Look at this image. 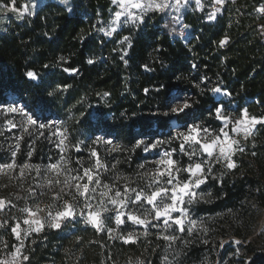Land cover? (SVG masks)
<instances>
[{
  "label": "trees",
  "instance_id": "trees-1",
  "mask_svg": "<svg viewBox=\"0 0 264 264\" xmlns=\"http://www.w3.org/2000/svg\"><path fill=\"white\" fill-rule=\"evenodd\" d=\"M263 3L228 0L214 20L206 11L186 12L181 21L152 11L112 37L102 32L116 11L112 0H44L31 15L0 13V113L20 104L37 119L28 125L20 113L0 116V164L30 165L23 176L20 167L10 170L11 181L55 163L61 132L75 176L95 165V151L108 166L99 169L101 184L139 190L150 181L143 173L154 169L145 146L157 140L165 141L161 148H177L173 138L193 123L218 131L221 106L236 116L246 108L264 118ZM30 71L37 79L27 76ZM216 87L220 99L211 91ZM180 97L192 107L173 114L170 106ZM9 120L13 129L5 126ZM240 147L243 152L233 156L238 166L229 171L215 164L212 174L219 179L197 190L211 195L184 205L198 222L191 232L187 220L184 232L174 224L167 231L150 228L125 243L120 232L110 238L84 219H69L59 229L45 226L29 235L22 249L29 259L21 264H264V243L251 238L264 210V124ZM7 179L0 175V192ZM30 189L11 198L16 208ZM14 224L1 228L8 251L17 243ZM105 224L115 228L113 221Z\"/></svg>",
  "mask_w": 264,
  "mask_h": 264
},
{
  "label": "snow or ice",
  "instance_id": "snow-or-ice-1",
  "mask_svg": "<svg viewBox=\"0 0 264 264\" xmlns=\"http://www.w3.org/2000/svg\"><path fill=\"white\" fill-rule=\"evenodd\" d=\"M114 3H120L122 7L130 6L131 8L137 9H145V8H153L163 11L167 4H153L151 0L147 5L144 3V0H113ZM187 2V0H185ZM225 0H216L217 4L224 3ZM176 3L179 4L180 0H176ZM199 4V0H197ZM24 11H27L28 6L25 5ZM35 7V5H33ZM0 11H12L18 12L19 10L15 7V0H11L10 4H0ZM261 12H264V8L260 9ZM29 15L32 13L29 12ZM22 15V13H21ZM117 20L124 15L122 12L115 13ZM133 19H139L143 22V17H137L135 14H131ZM214 17V14H213ZM114 31V29H113ZM111 32H108V35H111ZM128 38L125 37V40ZM227 41H222L223 45ZM93 61H89L92 63ZM75 71V70H73ZM27 76L32 79H37V74L34 72H28ZM211 91L214 93H221V88L216 87ZM53 93H49L52 95ZM226 95H231V93H224ZM176 107L170 106V111L173 114H179L185 112L186 109H190L192 104L188 102V100H183L182 102L177 100ZM7 113H17L19 112L21 115L26 117V121L28 125H36L37 119H34L32 115L28 114L23 107L18 106H9L6 108ZM167 114V113H166ZM216 115L219 119L223 120L227 123L235 124L234 128L229 129L228 131L225 128H220L217 132L213 133L212 130L208 128H203L199 124L193 123L191 128L186 129L184 132L177 133L174 140H180L181 143L177 148L171 150H165L162 155H159V159L152 161L155 165L154 169L151 172H145L143 175L145 177H150V181L143 188H139V190L130 187L129 185H125L123 190L120 188H116L114 185L104 184L103 187L105 191L99 193L100 197V207L93 210V205L88 202L89 197L91 199H97L93 193L99 188L102 181L99 178V169H106L108 166L101 162L98 154L93 151L92 155L96 157L95 165L91 168L82 167V174L76 176H69L65 179V185H69L70 180L76 181L75 184L69 187V193L75 191V194L84 197V209H87V214L85 216V211L82 210L79 215L85 216V223H90L93 227L96 228L97 231H106L107 234L111 237L113 232H119V228H111L107 227L105 224V219H111L112 217H104V213L109 211H114L115 221L117 225L125 224V219L123 217H127L128 220H131L134 224L144 225L146 228L148 225H152L156 227V224H153V221L161 222L163 226H165V231L168 228L172 227V225H176L178 231L184 232L185 228V219L188 218V223L191 227L187 229V231L191 232L194 228L197 227V221L188 217L187 209L184 207L186 203H194L199 199H203L205 194L211 195V192H198L197 190L201 188V185H206L209 179H219V177L213 176V169L215 164H223L225 168L229 171L235 169L238 165L233 160V156L237 152H243V148L240 147V139L233 137L230 135L231 132L237 133V136L243 131L244 135L242 139L247 140L251 135V128L256 124H264V118H257L254 116H250L248 110L245 108L242 110V114L240 118L236 120H232V118L224 113V109L218 107L216 109ZM8 123L15 127L16 125L9 120ZM39 127H45V125H39ZM203 133V135H201ZM61 136H64L61 133ZM67 139V137H64ZM64 139L61 140V143H64ZM99 142V138L97 140ZM106 144H111L110 140L104 141ZM165 143V141H157L156 143L151 144V148L157 149L159 144ZM144 144V141H140L136 147H140V145ZM185 145H188L186 148ZM116 151L117 149L114 147L112 149ZM144 151L148 150V146H145ZM180 152L188 157L189 162L187 164H181V162L174 158V153ZM196 158V159H193ZM117 164L119 161L116 162ZM16 167L21 168L20 175L23 176V169H27L30 167L28 164H24L22 166H17L15 163L8 164H0V172H3L4 169L13 170ZM113 168L116 167V164L112 165ZM141 168L144 165H140ZM48 170L53 171L59 176L62 172L74 171L73 169H66L61 166L59 163H53L48 165ZM39 169H37V172ZM184 174L183 178H181V174ZM59 183V181H57ZM51 183V181H49ZM95 185V187H90ZM131 193V195H129ZM187 197V201L185 198ZM55 199H61L59 194L56 195ZM75 199V196H73ZM105 199L107 203L113 205V209H109L104 203ZM8 203H11L8 201ZM150 205V208L145 209L142 216L136 215L132 212H125L123 209L127 208L129 205ZM6 206L5 200L0 198V210H2ZM21 212L28 213V217L24 218L22 223L24 225H28V229H22L21 223L18 221L15 226L11 227V232L16 236L17 240H21L22 232H26L28 235H31L33 231L39 232L43 229L45 221L39 218V213L44 211V209L40 208L39 205H36L35 208H23L20 209ZM174 213H184L183 216L173 215ZM77 213L75 212V206L68 201H64L61 210L56 211L55 214L52 211L47 212V223L50 227L59 229L62 226V223L69 219H75ZM151 217V220L148 217ZM32 217H36L32 219ZM171 222V223H170ZM4 224L0 223V227H3ZM35 226V227H33ZM202 226V225H201ZM144 235H148L147 232ZM118 238L123 239L125 243H135L138 237L134 233H128L124 235L120 233ZM164 240L174 242L178 239L176 235H163L161 237ZM236 243H240V241H236ZM7 246V245H6ZM171 246V245H169ZM23 247V242L21 240L20 247H17L15 253H13V261L12 264H16L18 258L22 257V260L27 261L29 259L28 256L23 255L21 249ZM167 260V257H165ZM0 264H9L8 261H0ZM143 264V262H140Z\"/></svg>",
  "mask_w": 264,
  "mask_h": 264
},
{
  "label": "rangeland",
  "instance_id": "rangeland-1",
  "mask_svg": "<svg viewBox=\"0 0 264 264\" xmlns=\"http://www.w3.org/2000/svg\"><path fill=\"white\" fill-rule=\"evenodd\" d=\"M42 1H44V0H15V7L19 10L17 13L25 14V13L29 12L31 8H34L33 5H35V7H36ZM61 1H66V0H61ZM227 1L228 0H225L224 3L219 4L218 7H215L216 0H199V4L197 3V0H187V2H185V0H180L179 4L176 3V0H151V2H153L154 5L155 4H167V7L163 11L156 9L155 7L145 8V9L131 8L130 6H127V5L122 7L120 3H114L113 2L114 5L116 6L115 13L116 12H122V13H124V15H122L119 18V20H117L116 15L114 13L113 16L111 17L110 21L102 29V32L106 36L112 37L117 31H119L127 23H135L136 21H139V19H133L131 14H135V16H137V17H140V16L143 17L145 14L152 12V11L162 12L168 16L173 17L176 20H179V21L182 20L183 15L186 12H192V11L203 12V11H206L208 20H214L215 16L218 13L222 12V10L225 6V3ZM10 2H11V0H0V4H10ZM144 3L147 5V3H149V0H144ZM25 5L28 6L27 11H24L23 6H25ZM261 8H264V3L260 7V9ZM7 12H11V11H7ZM7 12L0 11V13H7ZM262 13H264V12H262ZM213 14H214V17H213ZM113 29H114V31H113ZM108 32H111L112 34L108 35ZM215 94H216L218 99H220L223 96L222 92L221 93H215ZM183 100H187V99L185 97H180L179 101L182 102ZM12 106H14V105H12ZM17 106L23 107L20 104H17ZM176 106H178L177 102L175 104H173L172 107H176ZM6 108L7 107H4L3 113H0L1 114L0 116H3V115L14 116L15 114H19V112L7 113ZM220 108H223L224 113L226 115L230 116L232 118V120H236V119L240 118V116H241V115L236 116L234 114H230L222 106ZM216 117H217V115H216ZM24 118L26 119V117H24ZM13 119L14 118L12 117V120ZM219 121L221 122V126L223 128H225L226 131L235 127V124H233V123H227V126H226L225 121H223L221 119H219ZM197 124H199L203 128H208V129L212 130L213 133L217 132V131L213 130V128H210V127H207L206 125L200 124V122H198ZM40 125H42V124H40ZM5 126L8 129L14 128L9 123L8 124L6 123ZM177 126H178V124L175 123L174 127L177 128ZM257 126H258V124H256L255 126H253L251 128V135L256 131ZM189 128H191V125H188L187 129H189ZM184 131H186V130H181L180 132H184ZM57 135H58L59 140H60L59 148H60V155L61 156L55 163H59V164H61V166L63 168L69 169V167L67 165V159L65 157V151H66L65 140H64V143H61V140L64 139V137L61 136V132H58ZM201 135H203V133H201ZM230 135L240 139L241 143L244 140V139H242V137L244 135L243 131L239 134V136H237V133H235V132H231ZM177 141H179L178 143H181L180 140H177ZM156 142H157V140L154 143H156ZM241 143H240V145H241ZM169 145H171V147H172V145H174V144L169 143ZM185 147L187 148L188 145H185ZM171 149H173V148H171ZM171 149L161 148L160 145H158L157 149H153V148H151V145H149L148 150L146 152H149V154L154 158L153 161H155V160L159 159V155L157 154L158 152L160 155H162L165 150H171ZM174 158L175 159H182V160H180L182 165L187 164L189 162L188 157L185 156L183 153L178 154V157L174 153ZM193 159H196V158H193ZM154 167H155V165H154ZM37 169H39L38 172H37ZM37 169H36V171H34L33 175L29 176V178H27L26 180H24V181L22 180L20 182H16L15 180L11 181V176H9V175H11L12 172L10 170L4 169L3 172H0V175H7V178H8L7 179L8 181H5L3 186H2L3 190L0 192V198H3L5 200V203H6V206L2 210H0V223L4 224L3 227H0V261H8L9 264H12L13 253H15L16 248L20 247L21 240H22L23 246H24L25 240L29 236L26 232H22L21 240H17L16 236L13 234L17 243L15 244V246H14L15 248L13 251L7 250V248H8L7 239L4 237V234L2 235L1 228L6 229L9 225L10 220H12V219L14 220L15 224L19 221L21 223L22 229H28L29 228L28 225H24L22 223L23 219L28 217V213L21 212L20 209H23V208H33L34 209L36 205H39L40 208L44 209V211L39 213V218L41 220L45 221V224H44V227H45V226H49L48 223L46 222L48 219L47 218V212L50 210V211H52L53 214H55L56 211L62 209L64 201H68L75 206V212L77 213L76 218L85 220V216H86L88 210L84 209V203H85L84 197H81V196L75 194L74 189H73V192L71 194H68L69 193V187L71 185L75 184L76 181L70 180L69 185H67V186L64 183L65 179L68 178L69 176H75L73 174V172L72 171L70 173L62 172L59 176H57L55 172L49 171L48 168H37ZM183 176H184V174L182 173L181 178H183ZM49 181H51V183H49ZM57 181H59V183ZM108 185H110V184H108ZM28 187H30L31 189L28 191L27 197L25 198L24 201H21L19 206H17V208H16L15 204L18 201H13V200H11V198H13L15 195H18L20 197L23 191H27ZM90 187H95V185H92ZM115 187L119 188L117 186H115ZM103 191H105V189L103 187V184H101L99 186V188H97V190L93 193V195L96 196L97 199H91V197H89L88 202H90L94 206L93 210L100 207L99 193L103 192ZM57 194H59L61 196V199H59V200L55 199ZM129 195H131V193H129ZM73 196H75V199H73ZM185 200L187 201V197L185 198ZM8 201H10L11 203H8ZM104 203L106 204V206L110 210L113 209L114 206L111 205L110 203H107L106 199H105ZM150 207L151 206L147 205L146 203L143 204L142 206L141 205H129L127 208L123 209V211L132 212L136 215L142 216L145 209L150 208ZM82 210L85 211V216L79 215V213ZM103 215L105 218L112 217L111 219H108V220L114 222L115 228H119L120 233H121V231H125L126 233L124 235H127L128 233H134L135 235H137L138 233H141V232L145 233L150 228L165 229V226H163L162 221L161 222L153 221V224H156L157 226L153 227L152 225H148L146 228L144 225L134 224L131 220H128L126 216L123 217V219H125V221H126L125 224L117 225L116 221H115L116 213L114 211L106 212ZM173 215L183 216L184 213H174ZM35 218L36 217H32V219H35ZM148 219L151 220V217L149 216ZM106 220L107 219H105V223H106ZM187 220H188V218L185 219V222ZM15 224L13 226H15ZM33 227H35V226H33ZM34 232H36V231H33L32 233H34ZM119 232H115V233H119ZM251 238L258 239L261 241V243H264V210L261 211V213H260L258 224H257V226L253 232V236ZM22 249H23V247H22ZM22 249H21V251H22ZM238 252L241 253L242 250L239 249ZM21 261H22V257L17 259L16 264H21ZM203 264H222V263L220 261H217L214 263L207 261Z\"/></svg>",
  "mask_w": 264,
  "mask_h": 264
},
{
  "label": "built area",
  "instance_id": "built-area-1",
  "mask_svg": "<svg viewBox=\"0 0 264 264\" xmlns=\"http://www.w3.org/2000/svg\"><path fill=\"white\" fill-rule=\"evenodd\" d=\"M218 6H219V4L215 3V7H218Z\"/></svg>",
  "mask_w": 264,
  "mask_h": 264
}]
</instances>
